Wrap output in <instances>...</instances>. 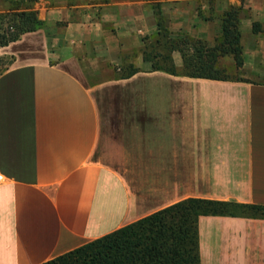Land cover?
I'll use <instances>...</instances> for the list:
<instances>
[{
    "label": "crops",
    "instance_id": "0c3cea01",
    "mask_svg": "<svg viewBox=\"0 0 264 264\" xmlns=\"http://www.w3.org/2000/svg\"><path fill=\"white\" fill-rule=\"evenodd\" d=\"M26 3L12 9L43 24L0 46V264H40L189 197L264 205V0ZM233 7L244 80L143 59L159 18L213 45ZM197 228L200 264H264V217Z\"/></svg>",
    "mask_w": 264,
    "mask_h": 264
},
{
    "label": "trees",
    "instance_id": "16d2710c",
    "mask_svg": "<svg viewBox=\"0 0 264 264\" xmlns=\"http://www.w3.org/2000/svg\"><path fill=\"white\" fill-rule=\"evenodd\" d=\"M238 13L236 7L223 12L220 34L213 45L186 36L173 39L159 18L158 39H166L168 53L151 56L143 50V59L150 61L153 69L171 74L244 80L239 75L243 54ZM41 25L36 10L9 9L0 13V46ZM257 29L254 24L253 30ZM172 50H178L182 55L180 70L170 56ZM224 55L232 57L237 74L229 75L218 66V58ZM0 60L3 67L9 62L8 59ZM128 67L121 69V77L136 70L131 65ZM200 215L264 217V205L185 198L40 264H200L197 228Z\"/></svg>",
    "mask_w": 264,
    "mask_h": 264
},
{
    "label": "rangeland",
    "instance_id": "374dc122",
    "mask_svg": "<svg viewBox=\"0 0 264 264\" xmlns=\"http://www.w3.org/2000/svg\"><path fill=\"white\" fill-rule=\"evenodd\" d=\"M33 1L34 0H26V2H27L26 4H32ZM20 2L24 3L25 0H0V10L3 7H7L9 9H12L14 6H18L20 4ZM16 10H20V9H16ZM23 10H30V9H23ZM31 10H36V9L31 8ZM5 11H0V13L5 12ZM36 12H37V10H36ZM162 25L165 28H167L165 26V24H162ZM169 36L171 38H173V39L179 38L178 36H172L171 34ZM181 37H183V36H181ZM186 37H189V38H192V39H196L195 37H192V36H189V35L188 36L186 35ZM165 40H166L165 38H163L162 40H160V39H147V40H143L141 42V44H140V52L142 54V57H143V50H145V54H149L151 56L154 53H158L159 55L160 54H164V53H168L169 44L167 42H165ZM174 51L179 52L178 50H172L171 52H169L171 57H172V53ZM179 54H180L181 60H182V55H181L180 52H179ZM133 55L134 54L130 55V57L132 58ZM172 60H173V57H172ZM173 63H174V60H173ZM217 64H218V66L220 68L224 69V71L226 73H228L229 75L237 74L236 73V70H235V68L233 66L234 61H233V59H232L231 56H229V55L220 56L218 58ZM129 65H131V68L134 67L133 63L129 61V62L126 63L127 69L129 68L128 67ZM181 67H182V63H181V66L180 67H177V68L180 70ZM2 68H3L2 61L0 60V69H2ZM120 71H122V70H120Z\"/></svg>",
    "mask_w": 264,
    "mask_h": 264
},
{
    "label": "built area",
    "instance_id": "2783aa9c",
    "mask_svg": "<svg viewBox=\"0 0 264 264\" xmlns=\"http://www.w3.org/2000/svg\"><path fill=\"white\" fill-rule=\"evenodd\" d=\"M2 177L0 176V179H1Z\"/></svg>",
    "mask_w": 264,
    "mask_h": 264
}]
</instances>
